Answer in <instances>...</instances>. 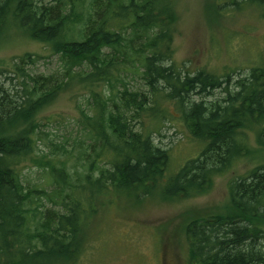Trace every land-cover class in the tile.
<instances>
[{
	"label": "trees",
	"instance_id": "1",
	"mask_svg": "<svg viewBox=\"0 0 264 264\" xmlns=\"http://www.w3.org/2000/svg\"><path fill=\"white\" fill-rule=\"evenodd\" d=\"M222 1L233 9L248 1L264 6V0ZM8 18L33 39L50 43L61 69L29 71L39 57L25 54L14 64V76L22 77L20 94L0 82V264L75 263L85 248L82 223L96 210L87 203L88 191L141 188L145 195L161 186L169 198L204 193L214 176L251 152L245 128H257L256 141L264 145V66L242 77L237 70L182 73L172 57L178 18L173 0H0V31ZM128 75L140 76L148 92L128 88ZM98 82L111 94L92 93L93 109L85 118L94 143L78 153L85 173L73 183L64 167L50 165L54 188L25 187L16 164L32 149L35 115L74 83ZM118 82L123 87L114 95ZM215 91L220 95L211 100L192 97ZM161 96L177 106L190 136L204 143L170 174L169 152L152 138L165 114L158 108ZM145 114L159 120L155 128L133 129L131 121ZM228 194L225 212L186 224L191 261L264 264V164L231 180Z\"/></svg>",
	"mask_w": 264,
	"mask_h": 264
},
{
	"label": "rangeland",
	"instance_id": "2",
	"mask_svg": "<svg viewBox=\"0 0 264 264\" xmlns=\"http://www.w3.org/2000/svg\"><path fill=\"white\" fill-rule=\"evenodd\" d=\"M258 3L248 1L242 3L240 9H233L228 4L223 5L222 0H173L178 14L172 56L176 67L182 73L205 69L218 76L237 70L242 77L251 68L264 66V6ZM6 23L0 31V82L6 89L12 94L20 89L22 77L14 76V64L25 54L39 57L35 64L27 66L29 71L48 74L61 69L50 43L33 39L13 19H6ZM128 76L124 77L128 88L148 92L140 76ZM122 87L121 82L115 83L114 95ZM93 91L102 98L111 94L104 82L93 86L74 83L35 115L38 127L30 135L32 149L16 164L25 187L54 188L50 165L64 167L73 183L85 173L87 167H83L84 160L78 158V153L81 146L89 151L94 143L88 135L90 127L85 118L93 109ZM219 95L220 92L215 91L192 97L211 100ZM158 104L165 114L152 138L168 150L166 174H170L197 156L204 143L190 136L181 112L171 100L161 96ZM139 120L131 121L133 129L140 130L141 126L153 129L159 121L152 122L147 114ZM256 130L244 129L251 152L234 160L223 174L214 176L212 186L204 193L169 198L161 194V186L145 195L141 188H110L104 194L93 195L88 191L87 203L96 210L82 223L80 235L85 248L73 264H197L188 254L185 226L192 219L225 212L229 204V182L264 164V145L257 143ZM96 149L100 152L98 144ZM102 165L101 160L97 166Z\"/></svg>",
	"mask_w": 264,
	"mask_h": 264
}]
</instances>
